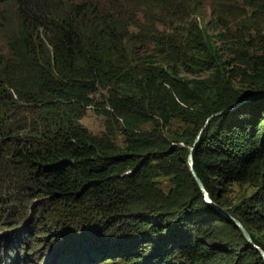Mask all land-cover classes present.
<instances>
[{
  "label": "trees",
  "instance_id": "1",
  "mask_svg": "<svg viewBox=\"0 0 264 264\" xmlns=\"http://www.w3.org/2000/svg\"><path fill=\"white\" fill-rule=\"evenodd\" d=\"M206 5L220 43L184 10ZM238 14L237 0H0V264H264L187 163L206 117L233 106L194 168L264 249V46L227 27ZM97 85L118 133L78 121Z\"/></svg>",
  "mask_w": 264,
  "mask_h": 264
},
{
  "label": "rangeland",
  "instance_id": "2",
  "mask_svg": "<svg viewBox=\"0 0 264 264\" xmlns=\"http://www.w3.org/2000/svg\"><path fill=\"white\" fill-rule=\"evenodd\" d=\"M237 4L240 5V8L245 10L246 14H238L237 16H234V18L231 16L228 17L227 27H230L235 35H237V33H242L249 46L255 47L260 51L262 46H264V0H237ZM250 4H254V6H249ZM178 5L180 8L183 7L181 3H178ZM184 10L186 13H190L192 17L196 18L198 24L211 36L212 39H215L216 43H220L217 33H219V30L222 31L225 28L222 27V24H214L212 20L213 16L208 5L202 9L201 13L192 12L190 7H188V9L184 7ZM132 29L138 31L135 26H132ZM131 43L128 42V48L132 50L136 56H139L142 59L148 57L147 54L150 53L146 45L148 43L145 44L142 40H137ZM181 75L194 80L205 77L208 75V72L189 74L182 71ZM232 81L237 87H245L247 85L238 75L235 76ZM89 98V103L86 105L85 110L79 117L78 121L84 124L91 132L96 134H100L105 130L108 131L110 128L118 133L119 124H122V119L117 118V122L114 118H108L107 110H111L108 102V90L103 86L97 85L96 90L89 94ZM149 126V121L143 123V127ZM159 179L165 181L164 177H160ZM5 232H7L6 229L0 228L1 237ZM25 264H29V262H26Z\"/></svg>",
  "mask_w": 264,
  "mask_h": 264
},
{
  "label": "water",
  "instance_id": "3",
  "mask_svg": "<svg viewBox=\"0 0 264 264\" xmlns=\"http://www.w3.org/2000/svg\"><path fill=\"white\" fill-rule=\"evenodd\" d=\"M255 94H250L248 96H245L243 98H241L239 100V102H242L250 97H253ZM233 106H228V107H224L220 110H217V111H214L212 113H210L204 123L201 125V127L199 128L195 138H194V141H193V144L191 145L190 147V150L188 152V155H187V163H188V168L191 172V174L193 175L195 181L197 182L199 188L202 190L203 192V197L204 199L209 202L213 207H215L218 211H220L226 218H229L233 221V223L240 229V231L242 232V234L244 235L245 239L247 240L248 244L253 246L255 249H257L261 256L264 258V249H262L260 247V245H258L257 243H255L252 239V236L250 234V232L248 231V229L246 228V226L242 223V221L240 219H238L237 217L231 215L230 213H228L223 207H221L218 203H216L209 195V192L208 190L206 189L202 179L198 176V174L196 173V170L194 168V157H193V151L196 147V145L199 143L200 141V136H201V133H202V130L205 128V126L207 125L208 121L216 114H219L229 108H232Z\"/></svg>",
  "mask_w": 264,
  "mask_h": 264
}]
</instances>
